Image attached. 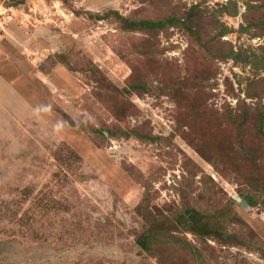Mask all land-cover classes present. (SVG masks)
I'll list each match as a JSON object with an SVG mask.
<instances>
[{
	"label": "rangeland",
	"instance_id": "374dc122",
	"mask_svg": "<svg viewBox=\"0 0 264 264\" xmlns=\"http://www.w3.org/2000/svg\"><path fill=\"white\" fill-rule=\"evenodd\" d=\"M0 264H264V0H0Z\"/></svg>",
	"mask_w": 264,
	"mask_h": 264
}]
</instances>
